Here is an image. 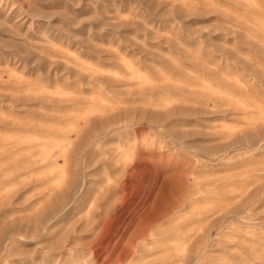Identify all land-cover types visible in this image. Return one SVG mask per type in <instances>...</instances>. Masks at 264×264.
Listing matches in <instances>:
<instances>
[{
    "label": "rangeland",
    "instance_id": "obj_1",
    "mask_svg": "<svg viewBox=\"0 0 264 264\" xmlns=\"http://www.w3.org/2000/svg\"><path fill=\"white\" fill-rule=\"evenodd\" d=\"M0 264H264V0H0Z\"/></svg>",
    "mask_w": 264,
    "mask_h": 264
}]
</instances>
